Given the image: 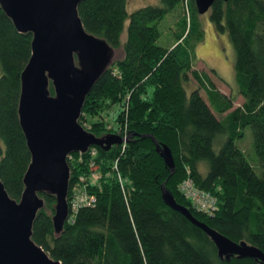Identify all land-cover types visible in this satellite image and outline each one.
<instances>
[{"label":"trees","instance_id":"1","mask_svg":"<svg viewBox=\"0 0 264 264\" xmlns=\"http://www.w3.org/2000/svg\"><path fill=\"white\" fill-rule=\"evenodd\" d=\"M183 1L161 0L131 11L127 0H81L77 6L84 27L112 46H120L126 32L122 56L93 84L78 120L97 135L128 140L67 157L69 186L85 175L96 200L81 206L57 235L55 198L41 192L45 206L31 236L60 264H257L252 257L220 258L203 229L164 202L162 182L197 219L264 252V0H215L209 8L214 29L224 31L234 48L236 90L243 98L235 107V94L220 91L208 72L193 67L203 29L194 0H186L187 12H180ZM170 12L176 39L163 46L157 43L159 22ZM31 37L0 6V179L16 199L30 160L17 106ZM245 126L259 174L236 142ZM155 141L171 149L173 172ZM91 163L99 174L94 182ZM186 177L215 196V212L196 209L179 191Z\"/></svg>","mask_w":264,"mask_h":264},{"label":"water","instance_id":"2","mask_svg":"<svg viewBox=\"0 0 264 264\" xmlns=\"http://www.w3.org/2000/svg\"><path fill=\"white\" fill-rule=\"evenodd\" d=\"M80 1L0 0L15 28L32 36L30 56L20 72L17 106L30 160L18 199L9 195L0 179V264H60L31 236L34 218L45 206L41 192L55 198L52 223L57 235L69 215V154L84 153L93 145L107 150L113 143L128 140L116 133L97 135L78 120L93 84L118 59L117 47L84 27L77 8ZM214 1L194 0L197 12H206ZM156 151L173 172L169 146L156 142ZM160 189L167 205L212 239L220 258L252 257L264 264V252L258 246L233 240L197 219L176 201L165 182Z\"/></svg>","mask_w":264,"mask_h":264},{"label":"rangeland","instance_id":"3","mask_svg":"<svg viewBox=\"0 0 264 264\" xmlns=\"http://www.w3.org/2000/svg\"><path fill=\"white\" fill-rule=\"evenodd\" d=\"M186 0L180 4V12L182 8L187 12ZM161 0H127V10L131 11L137 7L147 5V4H160ZM172 15L173 13H168ZM198 18L203 29V37L198 40L195 44V54L197 60L194 62L195 68L208 72L211 76L212 81L217 85L218 89L229 95H234L233 98V107L238 106L243 98L236 85L235 71H234V59L235 52L233 45L227 34L220 30L214 29L213 24L211 23L210 10L208 9L204 13H197ZM187 15V13H186ZM174 20V17H167L166 20L162 19L159 22V28L161 30V35L157 39V43L163 46L170 45L176 39L174 31L172 30L173 26L169 24ZM167 21V22H166ZM216 30V31H215ZM126 38L125 29L120 35L121 45ZM117 47V57L122 56V47ZM192 85V84H191ZM195 85V83H194ZM204 94V89L201 90ZM237 91V92H235ZM243 134L240 138L236 140L237 145L244 151V154L247 160L251 163L255 171L259 174L261 173V165L258 161L257 154L253 147L252 133L249 126L243 128ZM201 166L203 171L207 170L206 161H203Z\"/></svg>","mask_w":264,"mask_h":264},{"label":"built area","instance_id":"4","mask_svg":"<svg viewBox=\"0 0 264 264\" xmlns=\"http://www.w3.org/2000/svg\"><path fill=\"white\" fill-rule=\"evenodd\" d=\"M70 155L71 154H69V156ZM90 167L91 182H94L99 178V174L93 163H91ZM114 167H116V162L114 163ZM87 184L88 182L85 175L81 174L69 186L67 198L69 215L67 220H72L73 216L81 206L93 205L95 202L96 196L93 192L89 191ZM179 191L192 201V204L196 209L208 213L215 212L217 208L215 196L208 191L197 188L191 177H186L179 183Z\"/></svg>","mask_w":264,"mask_h":264},{"label":"crops","instance_id":"5","mask_svg":"<svg viewBox=\"0 0 264 264\" xmlns=\"http://www.w3.org/2000/svg\"><path fill=\"white\" fill-rule=\"evenodd\" d=\"M121 45V44H120ZM121 47H122V45H121Z\"/></svg>","mask_w":264,"mask_h":264},{"label":"bare ground","instance_id":"6","mask_svg":"<svg viewBox=\"0 0 264 264\" xmlns=\"http://www.w3.org/2000/svg\"><path fill=\"white\" fill-rule=\"evenodd\" d=\"M185 179V178H184Z\"/></svg>","mask_w":264,"mask_h":264}]
</instances>
